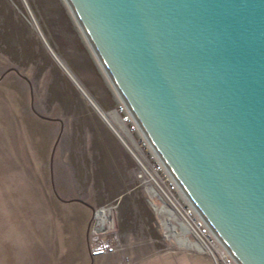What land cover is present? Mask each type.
<instances>
[{
  "label": "rangeland",
  "instance_id": "obj_1",
  "mask_svg": "<svg viewBox=\"0 0 264 264\" xmlns=\"http://www.w3.org/2000/svg\"><path fill=\"white\" fill-rule=\"evenodd\" d=\"M121 102L67 0H0V264H216L145 182ZM109 204L122 249L92 258Z\"/></svg>",
  "mask_w": 264,
  "mask_h": 264
},
{
  "label": "water",
  "instance_id": "obj_2",
  "mask_svg": "<svg viewBox=\"0 0 264 264\" xmlns=\"http://www.w3.org/2000/svg\"><path fill=\"white\" fill-rule=\"evenodd\" d=\"M67 2L198 214L264 264V0Z\"/></svg>",
  "mask_w": 264,
  "mask_h": 264
},
{
  "label": "built area",
  "instance_id": "obj_3",
  "mask_svg": "<svg viewBox=\"0 0 264 264\" xmlns=\"http://www.w3.org/2000/svg\"><path fill=\"white\" fill-rule=\"evenodd\" d=\"M115 111V117L119 119L120 125L124 126L127 130V138L133 145V151L130 150L128 141L124 140V142L129 148L130 153L139 163L142 176L147 179L145 182L149 188L153 190L158 198L164 200L176 210L182 219L183 227L196 237L202 249L209 250L216 264H239L228 250L223 248L222 250L217 249V241L219 239L207 222L198 214L195 207L182 203L176 197L180 189L177 180L152 148L148 137L141 132L140 125L127 104L121 102ZM103 113L105 112L103 111ZM108 119L109 121L107 120V122L114 128L110 117ZM115 226L116 204H109L94 211L90 238L91 257L96 258L114 254L122 249V241L118 238ZM121 264L132 263L130 258L125 257Z\"/></svg>",
  "mask_w": 264,
  "mask_h": 264
}]
</instances>
